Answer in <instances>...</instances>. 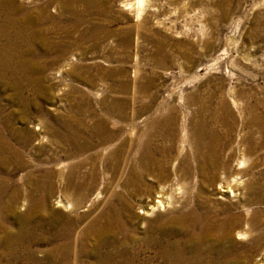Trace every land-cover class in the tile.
<instances>
[{"label":"rangeland","instance_id":"rangeland-1","mask_svg":"<svg viewBox=\"0 0 264 264\" xmlns=\"http://www.w3.org/2000/svg\"><path fill=\"white\" fill-rule=\"evenodd\" d=\"M19 1L32 9L48 2ZM137 3L138 0H79L76 12L90 15L76 26L65 20L57 22V33H51L50 39L54 49L63 46L66 41L62 31L70 28L77 48L60 57L47 41H41L33 47L26 43L25 55L8 53L18 65L30 62L39 69L28 73L33 78L22 75L20 92L24 100L16 97L14 89L0 85V123L8 122L40 135L20 151L24 166L17 170L13 165L0 166V183L8 187L0 200V216L13 191L20 194L14 213L0 222V264H150L146 258L153 256L152 250L135 244L129 251H142L138 261H129V251L120 256L124 253L121 248L125 246L121 244L125 235L110 238L120 249L115 251L113 246L98 249L94 239H85L86 231L111 207H119L118 194L133 204L140 217L127 235H147V221L164 223L184 211L176 204V212L168 206L157 209L146 220L140 214L146 199L129 198L118 180H126L143 144L149 140L160 148L170 147L173 157L181 155L179 161L173 160L175 168H183L185 160L193 166L190 142L199 122L194 103L198 100L216 108L226 104L228 114L222 109L223 121L216 123L220 156L232 171L253 174L241 182L258 178L264 183V0H144L139 17ZM49 8L52 16L63 14L60 1L50 3ZM91 26L98 29L99 40L87 36L81 40V33H88ZM46 27L54 29L51 23ZM14 44L0 40V48ZM29 79L37 84H31ZM168 117L175 119L174 138H155L158 133L150 130V123L159 120L165 124ZM256 117L259 129L251 124ZM103 123L113 133L111 143L101 142L103 134H99L98 126ZM68 130L82 132L75 146L62 143L63 134L70 139ZM9 134L5 131L7 139ZM83 144L89 147L77 151L76 147ZM119 150L117 160L115 153ZM256 160H260L259 166L254 168ZM110 166L117 171H107ZM120 170H124L121 178ZM221 172L216 187L197 191L202 201L231 203L237 201L236 194L241 196V192L234 195L225 188L222 178L226 175L224 170ZM92 177L94 186L84 201V191L78 188ZM38 184L46 185V191L52 187L48 199L42 189L37 191ZM258 193L264 195V191ZM67 196L73 204H80L79 208L64 205ZM257 211L264 212V203L236 212L252 217ZM259 220L264 223V214ZM22 221L28 223L29 229L22 230ZM263 228H258L259 233H250L246 228L245 237L234 233L238 244L251 247L244 250L251 260L244 254L240 264H264V242L261 249H253ZM177 239L178 235L171 237V241Z\"/></svg>","mask_w":264,"mask_h":264},{"label":"bare ground","instance_id":"bare-ground-1","mask_svg":"<svg viewBox=\"0 0 264 264\" xmlns=\"http://www.w3.org/2000/svg\"><path fill=\"white\" fill-rule=\"evenodd\" d=\"M57 1L62 2L63 14L60 15L58 13V16H52L48 8L50 3ZM78 1L79 0H48L47 4L49 5L41 4L43 6L32 9L30 6H25L19 0H0V40L6 39L7 41L10 40L15 42V46L0 48V85L2 84L14 89L16 91V97L24 100L23 92H20L24 82L22 75L25 76L30 72L33 74V72L38 71H35V69H39V67L30 64V62H24L18 65L16 60L8 53L18 56L25 55L26 50L24 46L26 43L33 47L41 41H47L46 43L53 48L54 45L50 39L51 33H57V22L61 23L65 20L69 22L70 25L76 26L82 24V22L85 21L84 18L90 15V12L79 14L76 12ZM143 4L144 0H138V17L141 14ZM65 14L69 15L68 18L64 17ZM75 18L76 21H74ZM47 23H51L54 29L48 30V27L45 29L44 26ZM69 29L70 28L62 31V37L66 43H64L63 46H55V49L53 48L59 53L60 57L67 52L70 53L73 47L77 48L76 46H78L77 42L71 40L73 33ZM58 31H60L59 28ZM97 34H99L98 29L91 26V29H88V33H81L80 38L83 40L88 37L98 41L99 35L97 36ZM56 36L59 35L57 34ZM17 43L18 45H16ZM28 76L30 75L28 74ZM29 82L31 84L36 83L31 79H29ZM194 103L197 105L199 122L193 130V136L190 142L193 150V166L189 165L188 160H185L183 157L185 166L183 168H175L176 166H174V163L176 162H173V160L179 161L181 155L179 154L173 157L170 147L160 148L154 144V141L149 140L148 142L145 141L143 144L141 148L143 151L140 153L141 155L137 163L133 166L135 169L132 167L127 175L129 178L127 177L126 180L120 181L124 178L120 177L124 170H120L119 177L121 179L118 180V184L121 185L120 183H122L121 186L125 188L129 198L146 199V205L142 206L144 211L140 212V214L145 216L143 218H146V220L147 216L154 214L157 209H167L168 206H173L174 212H176L179 210L176 204H180V208L184 211H182L181 214H175L174 217L168 218V220L166 219L164 223H159L156 220L147 221V235L145 233H143V236H135L130 233L127 235L126 231L138 225L140 217L136 214L133 204L128 202L125 197H123V194H118L117 201L119 207H111L108 212L103 213L100 219L94 220L86 231L85 239H94L98 245V249L113 246L112 249L119 251L120 249L118 250L114 247L117 242L113 245L110 238L114 239L118 235H125L126 237L124 236L125 239L121 244V246H125L121 248L124 253L122 252L120 256L124 257L126 251H129L130 245L135 244L139 247L152 250L151 253H153V256L146 258V262L150 261V264H240L241 258L245 254L244 250H250V246L240 245L236 242L234 233L238 232L239 235L245 237L248 232L247 230H249L250 233L257 231L258 233L261 232L258 228L264 226V223H262L259 218L264 212L257 211L250 217L249 214L246 215V213L242 214L236 211L238 209L246 211L255 204L264 203V195L258 193V191H264V183L258 178L255 181L241 182L243 177L253 174L238 169L232 171L230 164L223 161L220 156V144L216 134V123H221L223 121L220 111L223 109L225 113H227L226 104L221 108H216L200 100ZM251 110L252 109H250V112ZM259 121V118L256 117L254 122L251 121V124L259 129ZM0 124V166L13 165L17 170L25 165V162L21 158L20 151L26 148V146L28 147L33 139L35 140L40 134L37 135L30 129L12 127L8 122ZM67 126L69 128V124H67L66 127ZM149 126L152 132L158 133L155 138L168 139L169 141L171 138H174L175 119L172 117L166 118L165 124H161V121L156 120L151 122ZM262 128H264V126H262ZM98 130L99 134H103L101 136L102 143L107 144L112 142L113 133L107 130L106 123L99 124ZM5 131L10 133L9 139L6 138ZM67 132L71 135L69 136V141L65 134L62 136V143H64V146L67 145V147L70 144L73 145L75 140L80 139L82 134L81 131L78 132L77 130H73L74 133L70 130ZM148 136L147 134V140ZM13 141H15L16 144H14ZM88 147V144L78 145L76 150L82 152ZM119 152L120 150L115 153L117 160ZM258 162L257 160L255 161L253 165L254 168L259 166ZM241 164L245 165V161H242ZM115 170L117 171V168L113 166L107 167V171L109 172H115ZM222 170L225 171L223 175H226V177L222 178L225 188L234 195L241 192V196L238 197L236 194L235 197L238 198L237 201H232L231 203L218 202L214 199L202 201L200 199V193L204 192V190L216 187L217 178L219 174L222 173ZM69 182L71 181L69 180ZM94 182L95 180L92 177L90 181L83 186L81 184L78 188L84 191V201L86 196L90 195ZM44 186L38 184L36 185V189L39 193L42 189V193L44 195L46 194L45 197L48 199L52 194V187L49 186L46 191L47 188L44 190ZM7 188L8 187L0 183V200L3 199L2 197H4ZM197 191L200 193L197 194ZM64 193L66 194L67 192ZM30 194L31 193H29L28 196ZM19 195V191L15 189L9 196V201H7L2 209L0 222L6 219L10 213H14V206L18 204L20 199ZM30 198L32 197H29V199ZM29 199L27 198L26 200L29 201ZM66 200V204L62 201L59 203L69 205V208L72 209L79 208L80 204H73L70 199H68V196ZM80 200L82 201V198ZM216 205L220 206L217 210ZM25 221H22V223H24L21 226L23 231L29 229L26 225L28 223ZM176 235H178V239L176 241H171V237H175ZM263 242L264 233L259 234L255 238L253 249H261V247H263ZM141 252L139 248L137 252H130L131 258L129 261H138ZM60 253L61 251L59 254ZM245 257L251 260V257L247 254H245Z\"/></svg>","mask_w":264,"mask_h":264}]
</instances>
